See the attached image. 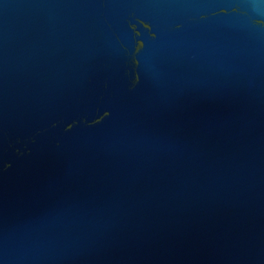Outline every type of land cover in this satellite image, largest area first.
<instances>
[{
    "label": "water",
    "instance_id": "water-1",
    "mask_svg": "<svg viewBox=\"0 0 264 264\" xmlns=\"http://www.w3.org/2000/svg\"><path fill=\"white\" fill-rule=\"evenodd\" d=\"M0 264H264V0H0Z\"/></svg>",
    "mask_w": 264,
    "mask_h": 264
}]
</instances>
